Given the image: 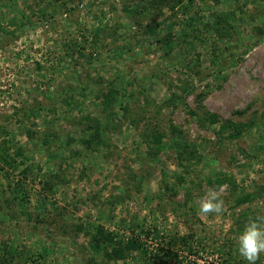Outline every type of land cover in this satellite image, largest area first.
Listing matches in <instances>:
<instances>
[{
    "label": "rangeland",
    "instance_id": "374dc122",
    "mask_svg": "<svg viewBox=\"0 0 264 264\" xmlns=\"http://www.w3.org/2000/svg\"><path fill=\"white\" fill-rule=\"evenodd\" d=\"M217 21L224 28L215 29ZM113 84L124 95L118 112L127 111L104 142L80 145L84 132L71 118L101 116V95ZM61 93L72 94L69 106L55 100ZM38 104L39 116L25 120ZM206 112L217 121H204ZM169 121L179 130L174 138ZM227 121L239 134L223 129ZM47 122L75 141L63 145L61 133L47 149L29 139L26 129L40 137ZM5 140L0 264L4 243L15 256L10 264L146 263L143 251L125 261L96 252L97 224L142 239L148 252L173 247L182 264H246L236 238L250 218L264 217V0H184L174 9L158 0H0ZM185 145L195 156L179 165L174 149ZM223 175L234 188L214 185ZM210 189L220 190L223 211L200 216L197 202Z\"/></svg>",
    "mask_w": 264,
    "mask_h": 264
},
{
    "label": "trees",
    "instance_id": "16d2710c",
    "mask_svg": "<svg viewBox=\"0 0 264 264\" xmlns=\"http://www.w3.org/2000/svg\"><path fill=\"white\" fill-rule=\"evenodd\" d=\"M155 2H157V0H153ZM184 0H158V4L163 5V3L165 2L166 6H170L172 9H174L176 6H179L180 4H182ZM216 3L219 2L220 0H214ZM23 15L24 12L22 13ZM233 13H225V14H218L217 18L218 20H223V21H227V17ZM221 24H219V22L217 21L215 24H213V27L217 30L224 28V25L222 24V26L220 27ZM222 32V31H221ZM220 32V35H222V33ZM159 42H163V40H157ZM172 41V39H168L165 41V44L170 43ZM68 89H70L72 87L71 84H68ZM105 89V88H104ZM119 89L113 85H110L109 87H107V89L105 90V93H103L101 95L102 99H101V104H102V114L101 116H92L90 114H82L78 119L76 118H71V119H75L72 120V122L74 123L75 127H78L80 129V131H82V133L84 132V134L79 135L78 137V141L80 145H84L85 147H91L92 145H97L100 144L102 142H104V138L103 135L105 133V130L107 128L113 127L115 125V121L116 120H120L119 119V115L123 117L124 113L123 111H127V106H122L121 107V111L122 112H118V109L116 108L118 103H117V95H120V97H124V95H122V93H119ZM55 100L57 102H64L66 105H70L71 101H72V94H68L67 96L65 94H60V97L58 98V96H55ZM61 102V103H62ZM47 107H49L50 111H54L55 113H58V109L56 107V102H51L50 105H46ZM42 105L40 106L39 104L37 106H29L25 109L24 114L25 120H34L36 119L40 112L43 110L42 109ZM191 114L193 115H197V113L194 110H189ZM122 113V114H121ZM205 118L203 117V120H208L211 123H215L217 121V116L214 113H209L206 112ZM104 116V120L102 121V118ZM201 119V118H200ZM202 120V119H201ZM48 121V120H47ZM168 128H169V134L170 137L174 138L175 135L177 133H179L178 128L176 125H174L173 123H171L170 121L167 124ZM223 129H229L232 128L235 130L237 129V134H239V129L240 127L238 126V124L232 122V121H227L226 123H224V125L222 126ZM29 129V128H28ZM26 129L25 132L28 135L29 139H37L39 142V146H45L47 149L53 147L54 145H56L57 141L60 140V134L61 133H65V141L63 142V145L68 146L70 145L73 141H75V137L72 136V132L68 131V132H64V130L59 131V130H55L54 129V125L51 126V124L48 126V122H47V127L44 130V132L41 134L40 137L33 134V132H30V129L28 130ZM234 135H236V133H233L232 131L230 132L229 137H234ZM153 139L156 141L155 143L157 145H161L162 143V137L161 136H155L153 135ZM7 140V139H6ZM2 141L0 144V152H3L0 155L1 159L6 160L7 159V154L11 151V147L6 145L7 141ZM25 147L22 146H18L16 151L14 152L15 155L21 154L23 153ZM186 145L183 146V148L180 150V146H178L177 149H174L176 151L175 154H177V158L179 160V165L183 164V159L189 161L190 158H194L195 156V152L192 148L190 149H185ZM214 185L219 187L220 184H225V183H232V187L234 188V183L232 182V180L227 177L224 176L223 177H217L213 179ZM50 185V184H49ZM49 191H52V187L48 189ZM122 199H124L122 197ZM121 199V200H122ZM83 230L87 233L88 230H90L89 228L87 229L86 227H82ZM81 229V228H80ZM94 231V232H93ZM91 234V246L93 247V249L96 252H99L101 254H103V256L106 259H112L115 261L118 260H123L125 261L127 258H130L133 253L135 251H143L144 252V256L146 260V263L143 262L142 264H182V260L179 256V252L177 249H174L173 247H169V248H165L163 246H158L156 248V250L152 251V252H148L146 251V248L144 247V241L142 239H139L136 236H130L127 238H123L122 236H120V234L116 233V231H111V230H107L105 228V226L103 224H97V226H95L94 230H92ZM150 232L147 233V235H149ZM45 234L48 236H51L49 231H45ZM193 237L192 234H188L186 236L182 235L179 236V241H181V244L184 243H188L189 244V239ZM177 237H174L173 239H178ZM4 251H3V255L1 257V261L3 262V264H10L11 262L15 261V256L13 253H11L12 251L10 250V246L4 243ZM21 259V263L22 264H26L28 261V258H24L22 259V257H20ZM230 263V262H229Z\"/></svg>",
    "mask_w": 264,
    "mask_h": 264
},
{
    "label": "clouds",
    "instance_id": "9594fccd",
    "mask_svg": "<svg viewBox=\"0 0 264 264\" xmlns=\"http://www.w3.org/2000/svg\"><path fill=\"white\" fill-rule=\"evenodd\" d=\"M224 202L220 190L210 189L205 198L197 202V214L208 216L220 214ZM236 251L246 264H256L264 254V217L250 218L236 238Z\"/></svg>",
    "mask_w": 264,
    "mask_h": 264
}]
</instances>
